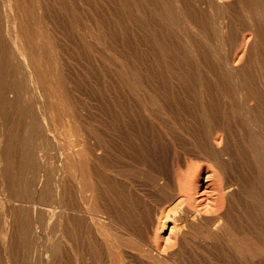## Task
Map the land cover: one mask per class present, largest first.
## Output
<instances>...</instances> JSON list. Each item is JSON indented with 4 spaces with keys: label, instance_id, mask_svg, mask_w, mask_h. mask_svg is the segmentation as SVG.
<instances>
[{
    "label": "bare ground",
    "instance_id": "bare-ground-1",
    "mask_svg": "<svg viewBox=\"0 0 264 264\" xmlns=\"http://www.w3.org/2000/svg\"><path fill=\"white\" fill-rule=\"evenodd\" d=\"M77 1L79 2V6L82 5L83 1L84 3H88V0ZM97 1L98 0H96V2ZM111 1H113L116 6V10L113 13L114 15H111V19L117 18L116 20L119 21L118 19L122 18L124 13L125 16H129V19H136V22L134 23L135 25H137L136 27L138 28V30L147 29L146 27L148 26L149 22L146 26V23H144V18L148 14H150L151 17L153 15L152 18L155 19H153L154 21H163L164 23H167L168 26L170 25V29H172L175 24H189V29L186 28L187 26H185V32H183L185 33V43L187 44V46L194 48L190 52L188 51L191 48H186L187 50L189 49L188 51L185 49L186 51L180 50L179 52H172L170 50V52L169 49L168 51H166L162 50L163 48L161 47L162 49L160 48V50L156 52L157 48L152 47L155 50V53L143 54L144 56L142 58L140 54L138 55L140 51L137 54L135 53V50L130 51L129 47H131V45L129 46V44H126L128 46L127 49H125L124 47L120 48V43L122 40L119 43V38L117 37L119 32L117 33V35L114 34L115 28H111L110 24L109 27L111 29L109 30H113V33L107 31L109 27H107L108 25L105 21L104 22L106 23L107 30L104 29V25L102 24V26L99 21H96V23L94 22L95 25L91 23V31L89 33H86L89 34L90 37H92L91 39H93V41L98 44V47L103 45L104 47H106V50L110 51V53L108 54H112L110 57L111 61L108 60L109 62H107V56L106 60L104 58V61L109 63L107 64L108 68L109 65L112 66L111 68L114 69H112V74L115 73L114 75L118 76V81H120H117L118 85L116 89H112V92H115L114 99L112 101V109H115V115L113 116L114 120L112 121L115 122L117 119V123L120 124L121 122L122 125L124 123L125 126H130L133 120L137 122L138 125H140L139 123H142L144 125L145 123L150 124L152 123V121H154L152 119L154 118L155 113L153 112L152 105H156V102L159 103V100L161 98L158 97V99L156 98L158 95L152 94L153 91H155L156 93L157 89L155 88L157 87H153L155 85H152L150 83L151 81H149V79L147 78L149 76L146 77L148 79V81H146L147 79H143L144 77H141L143 75L140 74L143 71H139L140 65H146V63H150V61H152L151 65L154 64L159 67H162L163 65H167V67L178 65L181 74L178 72L179 70L176 72H178V75H181L183 78H185L186 75L188 76V73H186L185 75V69H188L189 65H195V71H197V68L198 70H200L196 74L197 78L199 79L198 82L205 85L201 87L203 92L206 91V89L211 90V81L206 82L208 81L206 79H204L203 81L201 79L204 77L201 76L205 72L207 74H210L209 76L212 77V79L210 80L218 82L220 73L217 71L219 73L217 75V72H209H211V70L215 71L213 67H216L217 63L218 65L220 64V68L224 67V70L226 69V71H223V74L221 73L222 77L225 74L224 78L227 77L228 80H224L222 78L221 80H224L225 82H219L220 86L218 83L219 89L221 85L223 87L221 93L224 96V101L221 102L222 100L220 99L221 101L219 102L223 105L225 102L226 106L227 103L231 104L235 113H230L229 115H227L228 113H226L227 116L232 115L230 117H227L226 115H222L224 113V110H221L223 113L220 112L219 114H217V112H214L213 110L209 111V109L212 108L213 100L210 101L206 100L205 98L204 100L201 99V104L205 108L202 109L203 115L199 111L201 109L194 108L195 110L198 109L199 111L195 112L193 109L195 113H200V115L198 116L196 114L197 117L195 118L190 116L192 119H194L193 122L195 126H191L193 122H185L186 125L188 124L189 126H191L190 130L185 129L186 134H188L187 136L190 139V141L185 142H190L191 146L190 148L182 150V158H179L178 156L177 158H175V152V155L173 156L174 159H172V157L171 161H169L168 159H166L168 161H164V159H162L160 156L157 157V155H154L152 157L150 156L151 152L149 153V155H147V150H145L144 147L143 150L141 146L139 149L145 151L146 154L142 151V155L139 154L141 157L139 156L140 159H137V162L133 160H131V162L129 160L130 163L126 166V164L122 161L127 160L126 158L123 159L125 157V155L123 154L127 150H124V147L121 146L123 147L122 150L124 152L120 150L122 152L120 153V151H118L119 148L117 147V144L120 145L121 143H118L115 139L116 137H118V135H114L116 137L114 139H111L112 141L114 140V142H108L111 141L108 138L110 136L111 138H113L114 136L109 133H104V130V132L98 131L96 129L94 130V128L92 127V120L90 119L83 123V152L77 150V148L75 147L73 152H71L70 150L62 151L61 149L64 148L60 149V145H57L59 150L62 152L61 154L58 152V155L60 154L58 159L56 158L58 156H55V158H53L57 160H51L50 157L48 158V156L42 154L41 151L46 145L48 146V144H53L49 142H54L55 145L56 143H59L56 130H58V128H60L61 126V128L63 129L65 125H71L74 122L80 124V121L82 120V117L80 115L81 109L79 110L80 106L77 105L78 101L76 100V95L74 96L73 94V89L76 90V88L74 87L72 89V87L75 85L71 87L72 82L70 81V79L72 77L70 78V75L67 73L70 72L69 70L71 67L66 72L64 70L65 61L69 58L65 60L63 58L66 55L65 52H61V50L58 49L61 44L58 42L57 36H59L60 32L62 33V29H60L61 27L57 23H55L54 18L56 17L53 15V8H60V10L64 9L67 12L66 8H68V6L70 5L73 7V3L71 4V0H0V264H13V261L15 259L13 258L15 255L14 252L17 253L19 247L28 244L29 237H32V235H35L40 239L41 234L39 230L41 227L45 226L52 229L51 232L49 231V233L52 234L49 236L51 240L47 242L46 246H42V244L40 243L32 244L40 246V253L42 252L43 255L44 252L46 253V256H44V258L43 256L42 258H40V264H71L69 262L71 260V256L68 257L66 255L67 252L64 253L66 250L65 247L62 246V240H64L66 244L65 246L77 248L76 250H74V254L76 255L75 264H87L88 260H95L96 264H196L202 258H204V260L205 258L206 260L214 259L215 261L220 259L222 255H226L227 258L229 257L228 263L232 261L230 259L232 258L234 260L233 262L236 264H264V17L259 16V14H262L264 16V0H196L198 1V3L201 2L203 6L205 4H203V2H206L207 4L205 5L211 7L215 4H212L215 1V7L220 6L222 8V11H220L219 15V17L222 19L219 23H222V25L217 23V19L214 18L216 22L214 19H212L214 21L212 25L218 24V28L219 25H221L218 35H221L220 33L226 30H236L235 21H237V19L234 21V19L232 18L234 17V13L233 16L231 15L234 6L238 5L239 7L240 5V7L243 8L241 9L244 12L246 11L245 13L250 14V18L247 16L248 14H246V16L248 17H246V19L250 20H247L248 22L243 26L244 31H242L247 33H242V35H240L242 38L238 37L237 41H234V43H237L235 44L238 48V52L236 51L237 53H239V51L241 50L240 45L241 48H243L242 44H244V41L246 39L248 40V43H250L249 47H247L250 50H246L245 48L246 52L249 51L247 52V60L245 58L246 54L245 56L243 55L246 61L243 60V57L241 56V60L243 61H239V63L243 62V64L240 65L237 63L236 66L240 65L238 68L234 67L235 63L238 61H235L236 55H238L237 53H230L232 54L231 56L224 57V54H220L222 53L220 52V49H222L221 46L220 49L216 46L215 50H211V48L210 50L203 48V46L207 44L219 45L218 42L220 40L222 42L223 39L222 38L218 40V42H206L207 39L205 38H207V32L210 29L208 30V26L205 24V22L209 21V18H213V15L210 16L205 14L207 8L203 9L205 10V16L209 17L207 18V21H205V16H203L202 14L203 12L201 13L200 11V14L193 13L191 11L192 9H190V6L186 3V1L188 0ZM106 2L105 4H107ZM113 2L111 3L113 4ZM97 3L100 4V2ZM188 3L190 4L191 2ZM198 3H196L195 5H197ZM91 4L93 5V2ZM91 4L90 6H92ZM114 4L113 6H111V9L114 7ZM202 5L200 4L199 6ZM90 6L88 7L85 5L84 10H88L87 7L90 8ZM194 6L191 7L194 8ZM72 7L69 8L70 10H68L67 12V15L69 16V19L71 18V21L72 18L73 20H75L76 16L78 17L76 13H79V11H81L82 9L81 8L79 10V7H77L78 11L75 12L74 8L76 7L74 6L73 9ZM107 7L110 8L108 5ZM220 7H212L210 9L219 11L221 10ZM238 7L235 8L239 9ZM113 9L111 11H113ZM102 10L104 11V9ZM242 10L240 11L242 12ZM85 11L83 13L82 9L81 15L84 14L85 16ZM210 11L213 12V10ZM61 12L63 11L61 10ZM97 12L98 11H96V13ZM89 13L91 12L89 11ZM96 13H94V15H96ZM103 13L101 14V16L103 15ZM105 13L106 14H104V16L107 15L108 12ZM62 14H65L63 16H65L66 18V13L63 12ZM237 14L241 15V13ZM101 16L99 14V18H101ZM57 17H60V15ZM79 17L83 18V16ZM90 17L91 15H89V19ZM96 18L98 17L96 16ZM96 18L91 19L92 21H95ZM126 18L128 19V17ZM126 18H122V20L125 19L123 21L126 22ZM148 19H150V17H147L146 20L148 21ZM65 20L66 19H64V21ZM67 21L65 23H67ZM76 21L80 20L76 19ZM76 21H74L76 24L74 26H77ZM108 21L111 22L110 19ZM117 21H115L114 27L118 25L116 24ZM127 23L129 24L128 21ZM241 23L243 24L244 22L240 21V23L238 24H240L241 26ZM73 24L69 25L72 26ZM82 24L85 25L84 23ZM111 24L113 25L114 23ZM125 24L124 26H126ZM79 26L80 25H78V27ZM120 26L122 25L120 24ZM124 26L123 28L125 29ZM131 26L133 25H129V27ZM159 26H161V24ZM163 26L165 25L163 24ZM65 27L63 26V28ZM217 27L215 28L216 30ZM82 28L84 29V26ZM86 28L88 30V27ZM119 28L116 29L119 30ZM123 28L121 32L123 31ZM131 28L134 29V27ZM68 30L69 29L67 28L66 31L68 32ZM216 30L214 31L216 32ZM239 30L241 31L242 29ZM70 31L71 30H69V32ZM163 31L161 30L160 33H162ZM177 31L178 30H175V32ZM127 32L132 33V31L129 32V30H127ZM139 32L137 31L136 33ZM170 32H168L169 35L172 34ZM179 32L181 33L180 29ZM66 33H64V35ZM80 33L82 32L80 31ZM83 33L81 34V36H83V38L81 39H83L82 43L84 47L97 49V46L92 47V40H90L92 41L90 44L91 46H88L89 40L85 35H83ZM141 33H144V31ZM72 34L73 32L70 33V35ZM152 34L153 35L150 34V38H152L153 41H149H152V46L153 44H155L156 46L158 45L157 47L159 48V46H162L165 40L162 41V43L161 40L163 39H159V42L157 39L160 38L159 34L158 36L157 34ZM210 34L212 35V33ZM67 35H69V33H67ZM166 35L164 34V36ZM251 35H253V39L250 38L252 37ZM142 36L143 34L141 35V38ZM64 37L66 38V35ZM124 37L126 36L124 35ZM171 37L172 35L168 36V38L170 39ZM62 38L61 41H63ZM72 39L73 38H71V40ZM74 39L78 41L77 37ZM145 39L148 38L145 37ZM225 39L229 40L230 38H224V40ZM129 40L130 39H128V41ZM131 40H133V38ZM136 40L138 42L141 41H139L137 37ZM166 40H168L167 37ZM146 41L147 40H145L144 42ZM170 41L168 40L167 42ZM211 41L214 40L212 39ZM75 42L76 41H74V44L77 43ZM124 42L126 41L124 40ZM82 43L77 44L81 45ZM139 44L138 46L142 45ZM255 44H257L259 49H254ZM65 45L69 46L67 45V43ZM246 45L243 46L246 47ZM150 46L148 47V49L151 48ZM168 46H171L172 48V45L169 44ZM174 46L176 45L174 44ZM76 48L77 47H75V49ZM217 48L219 50H217ZM138 49L139 48H137V50ZM67 50L69 51L68 48L66 49V51ZM151 50L152 49H150V51ZM83 51L81 52L83 53ZM74 52L73 55L76 54ZM78 52L79 51H77V53ZM90 52L91 51H89L88 53L90 54ZM95 52L94 54L96 55L97 53ZM107 52L104 53L107 54ZM239 54L242 55V53ZM80 55L83 56L81 53ZM92 55L91 57H93ZM101 56H103V53H101ZM82 59L85 60L84 57ZM97 59L99 58L97 57ZM86 60H88V57ZM97 61L99 63V60ZM91 65L92 64H90V66ZM85 66L88 67L89 65ZM151 67L152 66H150V69ZM65 68H67V66ZM250 68L252 70L255 69V71H258V76L255 77L256 80H253V78L252 80L251 78L248 79L247 75H249L250 73L251 75L253 74ZM103 69L105 70V68ZM173 69H175V67ZM91 70H93V68ZM161 70L159 72L155 70L156 72L153 73H157L158 75V73L162 72ZM166 70L167 69L164 70L165 75H167ZM255 71L254 73L257 74ZM109 72L112 71L109 70ZM109 72H107V74ZM91 73L93 74V72ZM255 74L253 75L255 76ZM171 75L174 76L173 74ZM194 76L189 79L196 78ZM91 77L93 78L94 76ZM110 77L111 76H109V78ZM160 77L161 76H159V78ZM175 78L177 79V77ZM207 79H209V77ZM168 80H170V78ZM185 80H183V82ZM160 81L158 85L161 83ZM175 81L177 82L178 80ZM227 81H229L230 83L231 81H233L234 84H232L235 86V88L228 87L227 90L225 86L228 83ZM112 82H114V80ZM170 82L168 83L170 84ZM116 84L117 83L115 80L114 85ZM200 84L199 86H201ZM167 85L165 84V86ZM177 85L175 86L177 87ZM195 85H197V83L193 86L196 87ZM187 86H189V84ZM214 87L215 86H213V88ZM233 88L235 90L233 91L234 94L232 95L231 90ZM162 89L164 90V84ZM198 89L199 88H197V90ZM87 90L90 91L89 89ZM158 90H160V94L163 95V93H161V89L158 88ZM181 90H183L182 87ZM166 92L167 90L165 89V93ZM165 93L164 95H166ZM184 93H188V90L186 92L185 89ZM195 93L196 92H194V94ZM215 93L212 95H215ZM174 95L173 97L176 98ZM182 95L183 94H181V96ZM186 95L188 96V94ZM228 95L231 96L233 100L234 98H238V102L236 101L238 104H235L233 100L232 102L234 103L229 102L232 98H229ZM226 96H228L229 101L225 99ZM182 99H184L183 96ZM169 100H171L170 97ZM188 101H190V99ZM172 102L173 101H171V103ZM188 104L185 105L187 106ZM193 104L192 106H194ZM218 104H215L216 108L219 105H222ZM229 104L228 106H230ZM171 106L172 105H169L167 107ZM182 106L184 107V105ZM155 108L157 107H154V109ZM169 109L171 110V108ZM186 109L188 110V108L181 110H183L182 112H184L187 111ZM166 110L168 111V109ZM170 110L167 114H169ZM106 111H108V109H106ZM227 111L228 109L226 110V112ZM194 112L192 114L193 116H195ZM108 113L109 112H107V114H104L108 115ZM167 114L165 115L168 116ZM188 114L189 113L187 112V115ZM102 117L101 121H103ZM110 119L112 118L110 117ZM106 121L107 120H105V122ZM161 123H164V120ZM60 124L62 125L56 128ZM153 124H150L149 126L152 125V127L157 130V132H155V136L158 137L157 139L161 140H158L160 142V145L161 143L169 141V143L174 145V149H176L174 144V142L176 141L173 142L174 139L172 138V134L175 133L173 129L171 128L172 136H169V133L171 132L166 131L167 127L164 124V129L166 130L162 128L163 125L161 126V124L158 126H155ZM175 124H177V122ZM179 125H181V123ZM113 126L115 130V125ZM170 127H174L176 129L175 125H170ZM143 128L146 127L144 126ZM181 128L184 130L182 126ZM186 128L188 127L186 126ZM112 129L111 131H113ZM117 130L118 129H116V131ZM133 131H129V133ZM119 132L121 133V131ZM136 132L137 131L135 129V133ZM59 133L60 132H58V135ZM175 134L177 135L178 133ZM144 135L146 136L147 134L145 133ZM120 137H118L119 139L117 138L118 141L120 140ZM150 137L149 140H151ZM126 138L128 137L126 136ZM126 138H123V140ZM184 138L185 136L183 137V141ZM131 139H127L126 142H128V140L130 141ZM135 139L140 145L144 143V140L140 137L135 136ZM144 139L146 141L145 137ZM178 140H181L180 137L178 138ZM69 141L70 140H67L66 142L68 143ZM155 141L156 140H154V142ZM150 142L153 141L151 140ZM181 142L182 141H180V143ZM112 143L115 145L113 146ZM157 143L158 142H156V144ZM183 143L184 142H182V144ZM59 144H61V142ZM125 144L127 143H124V145ZM156 144L154 143V145ZM151 145L152 144L149 143L148 146ZM179 146H181V144ZM179 146L177 148H179ZM68 147L72 148L71 141L67 148ZM131 147L133 149V145ZM170 147L168 151H171ZM114 148H118L116 151L118 153H114ZM125 148H128V145ZM99 149H102L103 152L98 151ZM131 151H134V149ZM164 151L166 154V149H163V154ZM161 152L158 155L162 154ZM172 152H174V150ZM112 153L116 155H113V157L115 156V159L118 158V160L120 159L121 161H118V163L114 164V159H112L114 160L112 161V163H110V160L109 162H106V160H108V157L105 159V161L101 160L103 156H107L108 154L112 155ZM134 153H136V151ZM129 154H127L126 157ZM177 154L179 155V153ZM135 155L136 154H134V156ZM171 155H173V153ZM101 165L104 166V168ZM30 173L33 174V179L27 178V174ZM68 180H71L73 184H71L72 182L70 183ZM142 191L144 193H142ZM74 196L78 197L76 198L78 199V203L76 202V204L73 203ZM8 198L12 199V203L9 204V212H6L3 211V207ZM17 200L21 203L26 201L28 204L14 203V201ZM35 201H38V203H36ZM41 203H43V205H41ZM163 230H169V234L166 237H163L161 235V232ZM78 233H83V252L82 249L80 250L78 248L80 245L77 237ZM68 247L66 249H68ZM67 251H70V249H68ZM17 254L15 255V257L17 256ZM220 262L222 261L220 260Z\"/></svg>",
    "mask_w": 264,
    "mask_h": 264
},
{
    "label": "rangeland",
    "instance_id": "rangeland-1",
    "mask_svg": "<svg viewBox=\"0 0 264 264\" xmlns=\"http://www.w3.org/2000/svg\"><path fill=\"white\" fill-rule=\"evenodd\" d=\"M73 0H71V4L73 5V7L70 5V6H68V8H66L67 9V12H68V10H70L69 8H71L72 7V9L74 8V6L76 7V8H74L75 9V12H77L78 10H77V7H79V10L82 8L83 9V13H84V9H85V5L86 6H90V4L93 2V5L92 6H90V8H88L87 7V9L88 10H86L85 11V16H84V14H82L81 15V12H82V9H81V11H79V13L77 12L76 14L78 15V17L76 16V18H75V20H73V18H72V21H73V23H72V21H71V18L69 19V16L67 15V12L64 10V9H61L63 12H65L66 13V18H65V16H63V15H65V14H62L63 12H61V10H60V8H53V15L56 17V18H54V21H55V23H57L60 27V29H62V33L60 32V34H59V36H57L58 37V42L62 45H60L59 46V50H61V52H65V54L67 55H65V54H63V55H65L63 58L66 60V59H68V60H66L65 61V65H64V70H65V72L66 71H68L69 70V68H70V72H67L69 75H70V81L72 82L71 83V87L73 86V85H75V86H73L72 87V89L75 87L76 88V90L75 89H73V94H74V96L76 97V100L78 101V103H77V105H79L80 106V108H79V110L81 109V111H80V115H81V117H82V120L80 121V124L79 123H72L71 125H65V127L62 129L61 127V125L62 124H60L59 126H57L56 128H58V127H60V128H58V130H56V132H57V139L59 140V143L61 142V144H57L56 143V145H55V143L54 142H49V143H53V144H51V145H49L48 144V146L46 145L43 149H42V151H41V153L42 154H45L46 156H48V158L50 157V159L51 160H57L58 158H59V155L61 154V152L63 151V150H70L71 152H73L74 151V147L75 148H77V150H79V151H82L83 152V123H85L86 121H88L89 119L90 120H92L91 122H92V127L94 128V130L96 129V130H98V131H103L104 133H109V134H111L112 136H114V135H118V137H120V140L118 141V137H116V136H114L113 138H111V136L108 138L109 140H111V139H114L115 137V139H116V141L118 142V143H120V145L119 144H117V147L119 148H117L118 149V151H123L122 150V148L124 149V150H127V151H123L124 152V154L123 155H125V157L123 158V159H127L126 161L124 160V161H122V162H124L125 164H126V166H127V164H129L130 163V161L131 160H133V161H135V162H137L139 159H140V155H142L141 153H142V151L145 149V150H147L146 152H147V155H149V153H150V156H156L157 155V157L158 156H160L162 159H164V161H171L172 159H174V153L176 152V157L175 158H177V156L179 157V158H182V153L181 152H183L182 150H184V149H187V148H190V146H191V144H190V142H185V141H190V139H189V137L187 136L188 134H186V131H185V129H188V130H190V128H191V126H195V124H194V119H192L191 117H193V118H195V117H197L198 115H200V113L202 114V109L204 108V106L201 104V99H203L204 100V98L206 99V100H210V101H212V108H210L209 109V111H211V110H213L214 112H217V114H219L220 112H222L223 110V114L222 115H226V113H228L227 115H229L230 113L231 114H234L235 112L233 111V106L231 105V104H229V103H227V106H228V104L230 105V106H226L225 105V102H224V105L222 104V103H220L219 101H221V102H223L224 101V96L222 95V93H221V90H222V85H221V87H220V89L218 88V83L219 82H223L225 79H227L228 80V78L227 77H225L224 78V75H223V77H222V74L224 73L223 71H226V69L224 70V67H221L220 68V64L218 65V63L215 65L216 67H213L214 69H215V71L214 70H211V72H209V73H213V72H219L220 73V76H219V78H218V82L217 81H213V80H210V79H212V77L211 76H209L210 74H207V73H203V75L201 76V77H204V78H202L201 80H203L204 81V79H206V80H208V81H206V82H210L211 83V90L210 89H206V91H204L203 92V90H202V86H205V85H203L202 83L200 84V82H198L199 81V79L197 78V76H196V74H197V72L198 71H200V70H198V68H197V71H195V68H196V66L195 65H189L188 66V69H185V75H186V73H188V78L185 76V78H183L181 75H178V72L181 74V72H180V70H179V66L178 65H173V66H168L167 67V65H163L162 67H167V68H165V69H167L166 70V74L168 75V77H167V75H165V69L164 68H162L161 66L159 67V66H156V65H154V67H153V65H151V62L152 61H150V63L148 62V63H146V65L145 64H143V65H140V62H139V65H140V68H139V71H143L142 73H140L141 75H143V76H141L143 79H149V81H151L150 83L152 84V85H155V86H153V87H157V88H155V89H157V91H159V92H157L156 91V93H155V91H153L152 92V94H154V95H158L156 98H161L159 101V103L158 102H156V105L154 104V105H152L153 106V112L155 113L154 114V118H153V116H152V120H154V121H152V123H150V124H153V125H160L161 124V126L166 122V123H168V124H164L167 128V130L166 129H164L165 128V126L163 125L162 126V128L164 129V130H166L167 132H171V133H169L170 135L169 136H172V138L174 139H172L173 140V142L174 141H176V142H174V144H175V148L176 149H174V145H172L171 143H169V141L168 142H164V143H161V145H160V142L159 141H161V140H159V139H157L158 137L157 136H155V132H157V130L155 129V128H153L152 127V125L151 126H149L150 124H148V123H145V125L144 124H142V123H139L140 125H138L137 124V122H135L134 120V122L132 121V123L130 124V126L129 125H127V126H125L124 125V123H123V125L121 124V122H120V124L119 123H117L116 121H117V119H116V121L114 122V121H112V120H114V118H113V116L115 115L114 114V111H115V109L113 110L112 108H113V105H112V101H113V99H114V95H115V92L113 91L112 92V89H116V87H117V85H118V82H120V81H118V76H115L114 74H112L113 73V68H111L112 66H110L109 65V68H108V65L107 64H109V63H107V62H109V61H111V55L112 54H108V53H110V51L109 50H106V47H104L103 45H101V44H99V45H101V46H99L98 47V44H96L94 41H93V39H91L92 37H90V35L89 34H87V33H89L90 31H91V26H92V24H94L95 25V23H96V21L98 22H100V24L102 25H104V29H106L107 30V27H109V24H110V27L111 28H115V32L113 31V30H109V29H111L110 27L108 28V30L107 31H110V32H114V34H116L117 35V33H118V35L120 36H118L117 35V37L119 38V43H120V41H121V45H120V48L121 47H124L125 49H127L128 48V44H129V46L131 45V47H133V48H131V47H129V49H130V51H134L135 50V53L137 54L139 51V53H138V55L140 54V56L143 58V54H153V53H155L154 51V49L153 48H157V50H156V52L157 51H159L160 50V48L162 49V50H166V51H168V49H169V51L171 50L172 52L173 51H177V52H179L180 50L181 51H184L186 48H191L190 46H187V44L185 43V33H183V32H185V26H187L186 28H188L189 29V27H188V25L189 24H187V23H179V24H175L174 26H173V28L172 29H170L171 28V26L169 27L168 25H167V23H164L163 21H158V20H156V21H154L155 19L154 18H152L153 17V15H152V17L150 16V14H148V15H146L145 16V18H144V20H145V22L144 23H146V26H147V24H148V22H149V24H148V26L146 27L147 29H145V30H138V28L136 27L137 25H135V23L134 22H136V19H132L131 20V18L129 19V16H125L124 15V13H123V16H122V18H126V17H128V19L126 18V22L125 21H123V20H125V19H123L122 20V18H119L118 20L119 21H117L115 18H113V19H111V15H114L113 13L115 12V10H116V6H115V4H114V2L113 1H111V0H98L97 2H100V4H98L97 2H96V0H88V3H84V1H83V3H82V5H80L79 6V2L77 1V0H75V1H73ZM87 1V0H86ZM90 1V2H89ZM102 1V2H101ZM104 1V2H103ZM106 1H110L109 3L108 2H106ZM225 1H232V0H225ZM77 4V6H76V4ZM105 2L107 3V4H105ZM111 2H113V4H114V7L113 8H115V9H113V11H111L112 9H111V6H113V4L111 3ZM188 2H191L190 4L188 3ZM90 3V4H89ZM95 3H96V5H95ZM186 3L190 6H188L190 9H192L191 11L193 12V13H200V11H201V13L203 14V16H205V14L206 15H210V16H212L213 18H209V17H207V16H205V18H204V20L205 21H207V18H209L208 20L209 21H207V22H205V24L208 26V30L210 29L211 30V32H210V30L207 32V38H205V39H207L206 40V42H208V41H210V42H218V40H220V39H222V42H221V40L218 42V44L219 45H217V44H215V45H210V44H207V45H205V46H203V48H206V49H209L210 50V48H211V50H215V48H216V46L220 49L221 47H222V49H224V50H222V49H220L221 51L220 52H222V53H220L221 55H223L224 57L225 56H231L232 54H234V53H237L238 51V48L236 47V45L235 44H237V43H234V41L236 42L237 41V39H238V37L240 38L241 36L240 35H242V33H247V32H242V31H244L243 29H244V25H246L245 23H247L250 19H246V17L248 16H250V14L249 13H245L242 9V7H240V5H239V7H238V5H236V6H234V8L232 9L233 11H232V16H233V13H234V17H232L233 19H234V21L237 19V21H235V26H236V30L235 29H233V30H231V31H227V33H226V31H224V32H222V33H220L221 35H218V33L220 32V26L222 25V23H219L222 19L219 17V15H220V11H222V8L220 7V6H217V7H215L216 6V2L214 1L212 4H214L212 7L213 8H218V7H220V9L221 10H214V9H210V8H212L211 6H208V5H205V4H207L206 2H203V4H204V6L202 5V3L201 2H199L198 3V1H196V0H194V2H193V0H188V1H186ZM196 3H198L197 5H195ZM88 4V5H87ZM98 4V5H97ZM106 6H105V5ZM192 4V5H191ZM202 5V6H199V5ZM218 4V3H217ZM69 5V4H68ZM107 5L110 7V8H108L107 7ZM195 5V6H194ZM101 6V7H100ZM194 6V8H196L197 6V8L199 9H194V8H192V7ZM205 6H208V7H205ZM56 7H58V6H56ZM92 7H93V9H92ZM99 7V8H98ZM203 7V8H202ZM235 7H238L239 9H237V8H235ZM96 8H98V9H96ZM100 8H102V9H104V11L105 12H108L107 13V15H105L104 16V14H106L102 9H100ZM204 8H207L206 10L209 12H207V11H205V10H203ZM242 8V9H241ZM56 9H58V10H56ZM92 9V10H91ZM108 9V10H107ZM110 9V10H109ZM189 9V10H190ZM56 10V11H55ZM101 10V11H100ZM198 12H197V11ZM203 10V11H202ZM210 10H213V12L212 11H210ZM235 10H236V13H235ZM240 10H242V12L239 11ZM89 11L91 12V13H89ZM93 11H95V12H93ZM96 11H98L97 13H96ZM101 13H100V12ZM104 13H103V12ZM204 11H205V14H204ZM216 11V12H215ZM60 12V13H59ZM207 12V13H206ZM211 12V13H210ZM216 14H215V13ZM55 13H56V15L57 16H59L60 15V17H57L56 15H55ZM94 13H96V15H94ZM100 14V16H101V14L103 13V15L101 16V18H99V14ZM200 13V14H201ZM213 13V14H212ZM217 13H218V15H217ZM237 13H241V15L240 14H237ZM243 13V14H242ZM94 16H93V15ZM246 14H248L247 16H246ZM89 15H91V17H90V19H89ZM109 15V16H108ZM217 15V16H216ZM240 16V18H239V16ZM242 15H243V17H242ZM262 15V14H261ZM260 14H259V16L260 17H264L263 15L261 16ZM79 16H83V18L82 17H79ZM93 16V17H92ZM96 16L98 17V18H96ZM216 16V17H215ZM235 16H236V18H235ZM238 16V17H237ZM62 17H63V19H62ZM102 17H103V19H102ZM147 17H150V19H148V21L146 20L147 19ZM247 17V18H248ZM251 17V16H250ZM249 17V18H250ZM85 18H87V19H85ZM91 18H93V19H95L96 18V20L95 21H92V19ZM181 18V17H180ZM217 19V23L218 24H221V25H219V28L217 27V25L218 24H213L214 25V27H213V25H212V23H214V21L212 20V19ZM219 18V19H218ZM246 20H245V19ZM59 19H60V21H59ZM64 19H66L65 21H64ZM76 19L77 20H80V21H76ZM83 19H85V20H83ZM100 19H102V20H100ZM111 20V22L110 21H108V20ZM121 19V20H120ZM152 19V20H151ZM154 19V20H153ZM211 19V20H210ZM214 19V20H215ZM239 19V20H238ZM242 19V20H241ZM57 20V21H56ZM63 22H62V21ZM67 20H69V21H71V22H69V21H67ZM87 20V21H86ZM117 21V23L116 24H118V25H116V27H114V25H115V21ZM131 20V21H130ZM134 20V21H133ZM248 20V21H247ZM67 21V23H65ZM74 21H76V23H77V26H74V25H76L75 24V22ZM83 21V22H82ZM88 21H90V22H88ZM103 21V22H102ZM107 23V27H106V23ZM120 21H122V22H120ZM127 21L129 22V24L127 23ZM151 21H152V24H151ZM154 21V22H153ZM211 21H213V22H211ZM240 21H242V22H244L243 24L241 23V26H240V24H238V23H240ZM60 22V23H59ZM62 22V23H61ZM68 22H69V24H73L72 26H70L69 24H68ZM95 22V23H94ZM119 22V23H118ZM131 22H133V23H131ZM156 22V23H155ZM211 22V23H210ZM215 22H216V20H215ZM64 23V24H63ZM79 23H81V24H79ZM82 23H84L85 25H83ZM88 23V24H87ZM92 23V24H91ZM111 23H114L113 25L111 24ZM125 23H127V24H125L126 26H124V24ZM133 25V26H131V27H134V29H132L131 27H129V25H131V24ZM154 23V24H153ZM158 23V24H157ZM62 24V25H61ZM69 25V27H68V25ZM91 24V25H90ZM120 24L122 25V26H120ZM157 24V25H156ZM161 24V26H159ZM163 24L166 26H163ZM182 24V25H181ZM210 24V25H209ZM239 26H238V25ZM65 25H66V27H65ZM78 25H80L81 26V30H80V26L78 27ZM89 25H90V27H89ZM93 25V26H94ZM102 25V26H103ZM112 25V26H111ZM153 25V26H152ZM63 26L65 27V28H63ZM84 26V29L82 28ZM88 27V30H87V28L86 27ZM118 26V27H117ZM123 26L125 27V29L123 28ZM151 26V27H150ZM155 26V27H154ZM161 27V28H159V27ZM181 26V27H180ZM217 27V30L215 29L216 27ZM75 27H77V28H75ZM120 27V28H119ZM126 27H127V30H129V32L130 31H132V33L130 32V33H128L127 32V30H126ZM153 27V28H152ZM156 27H158V28H156ZM180 27V28H179ZM212 27H213V30H212ZM239 27V28H238ZM242 27V28H241ZM69 29V30H71L70 32H69V30H68V32L66 31V29ZM116 28H119V30L118 29H116ZM122 28H123V31H125L126 32V34H125V32H121V30H122ZM164 29V31H163V29ZM176 28V29H175ZM182 28V29H181ZM65 29V30H64ZM74 29V30H73ZM77 31H76V30ZM131 29V30H130ZM153 29V30H152ZM173 29H175V30H178L177 32H175V30H173ZM179 29H180V31H181V33L179 32ZM237 29H238V31H237ZM239 29H242L241 31L239 30ZM83 33V35H85L86 37H87V39L89 40V47L92 45V47H98L97 49H92V48H85L84 47V45H83V39H81V38H83V36H81V34L82 33H80V31ZM134 30V31H133ZM146 30H147V32H146ZM149 30V31H148ZM157 32H156V31ZM161 30L163 31L162 33H160L161 32ZM169 30V31H168ZM214 30H216V32L214 31ZM69 33V35H67V33ZM139 32V33H136V32ZM144 31V33H141V32H143ZM151 31V32H150ZM159 31V32H158ZM170 31H172V32H170ZM73 32V34L72 35H70V33H72ZM76 32H77V34H76ZM87 32V33H86ZM168 32H170V33H172V34H170L169 35V33ZM240 32V33H239ZM64 33H66L65 35H66V38L64 37L65 35H64ZM80 33V34H79ZM123 33H124V35L126 36V37H124V35H123ZM152 33H154V35H156L157 34V36H158V34H159V36H160V38H157L158 39V41L160 42V40L161 39H163V40H161V42L162 41H164V43L162 44V46H159V48L155 45V44H153V46L151 45L152 44V41H153V39L152 38H150L151 37V35H153ZM173 33H175V34H173ZM210 33H212V35L210 34ZM217 33V34H216ZM239 35H238V34ZM249 33V32H248ZM87 34V35H86ZM121 34H122V36H121ZM131 34V35H130ZM137 34H140V35H136ZM143 34V36H142V38H141V35ZM146 34H147V36H146ZM148 34H149V36H148ZM151 34V35H150ZM161 34H162V38H161ZM164 34L166 35H168V36H171L172 35V37H171V39L170 38H168V36L166 35V36H164ZM179 34V35H178ZM181 34V35H180ZM183 34V35H182ZM217 35V37H216V35ZM223 34V35H222ZM75 35H78V36H75ZM89 35V36H88ZM134 37H133V36ZM174 35H176V36H174ZM178 35V36H177ZM208 35H209V37H208ZM68 36V37H67ZM73 36H75V37H73ZM140 36V37H139ZM164 36V37H163ZM183 36V37H182ZM236 36H237V38H236ZM252 37H250V38H252L253 39V35H251ZM63 37V38H62ZM77 37V39H78V41L76 40V39H74V38H76ZM128 37V38H127ZM136 37H137V39L139 40L140 38V42H138L137 40H136ZM145 37L146 38H148V39H145ZM166 37H167V39L172 43H170V42H167L168 40H166ZM177 38V39H174V38ZM205 37V36H204ZM213 37V38H212ZM218 37H220V38H218ZM61 38H62V40L63 41H61ZM71 38H73L72 40H71ZM117 38V39H118ZM121 38V39H120ZM133 38V40H131ZM210 38V39H209ZM215 38V39H214ZM217 38V39H216ZM224 38H230L229 40H227V39H225L224 40ZM242 38V37H241ZM127 39V40H126ZM128 39H130L131 40V42H130V40L128 41ZM135 39V40H134ZM144 39V40H143ZM160 39V40H159ZM214 40V41H211V40ZM235 39V40H234ZM65 40V41H64ZM90 40H92V41H90ZM124 40L126 41V42H124ZM142 40H143V42H142ZM145 40H147L146 42H144ZM149 40H152V41H149ZM251 40V39H250ZM249 40V41H250ZM61 41V42H60ZM72 41V42H71ZM74 41H76L77 43H82L81 45L79 44H77L76 42V44H74ZM81 41V42H80ZM176 41V42H175ZM205 41V40H204ZM247 41V42H246ZM62 42H63V44H62ZM65 42V43H64ZM91 42H92V44H91ZM137 42H138V44L140 43V44H142L141 46H138V44H137ZM142 42V43H141ZM167 42V43H166ZM180 42H182V43H184V44H182V43H180ZM226 42V43H225ZM245 42H246V44L248 43V40L246 39L245 41H244V44H242V47L244 48V50H245V48H246V50H248L249 48H247V47H249V44L250 43H248L247 45L245 44ZM67 43V45H69V46H66L65 44ZM69 43V44H68ZM73 43V44H72ZM96 45H95V44ZM123 43V44H122ZM125 43V44H124ZM225 43V44H224ZM229 43H231V44H228ZM91 44V45H90ZM127 44V45H126ZM139 44V45H140ZM147 45V47H146V45ZM165 44V45H164ZM172 45V48H171V46L169 47L168 45ZM174 44L176 45V46H174ZM177 44H179V45H177ZM220 44H222V45H220ZM233 44V45H232ZM63 45H64V48H63ZM127 47H126V46ZM151 45V46H150ZM180 45H182V46H180ZM234 46V47H232V46ZM243 45H246V47L245 46H243ZM66 46V47H65ZM77 47L76 49H75V47ZM79 46H81V47H79ZM136 46V47H135ZM151 47V48H149L148 49V47ZM155 46V47H154ZM163 46H165V47H163ZM213 46V47H212ZM221 46V47H220ZM257 46V44H255V46H254V49H259L258 48V46ZM79 47V48H78ZM84 47V48H83ZM101 47V48H100ZM142 47H143V49H142ZM146 47V48H145ZM153 47V48H152ZM177 47V48H176ZM179 47V48H178ZM236 47V48H235ZM256 47V48H255ZM61 48V49H60ZM69 49V51L67 50L66 51V49ZM73 48H74V50H75V52H74V50H73ZM137 48H139L138 50H137ZM141 48V49H140ZM164 48H166V49H164ZM171 48V49H170ZM201 48V47H200ZM217 48V50H219ZM234 48V49H233ZM243 48H241V45H240V51H239V53H242V55L241 54H239V53H237L238 55H236V60L235 61H237L236 63H235V61H234V63H235V66L234 67H239L240 65H242L243 64V62L241 63H239V61H243V60H245V58H246V60H247V52H249V51H247L246 52V50L244 51L243 50ZM81 49H85L84 51L83 50H81ZM91 49V50H90ZM128 49V50H129ZM150 49H152L151 51H150ZM173 49V50H172ZM176 49V50H175ZM179 49V50H178ZM183 49V50H182ZM192 49H194V48H191L188 52H190V51H192ZM195 49H197V48H195ZM233 49V50H232ZM87 50H89V51H91L90 52V54L88 53L89 51H87ZM96 52H95V51ZM101 51V52H98V51ZM141 50H143V51H141ZM185 50V51H186ZM250 50V49H249ZM77 51H79L78 53H77ZM81 51H83V53L81 52ZM87 51V52H86ZM103 51V52H102ZM108 51V52H107ZM137 51V52H136ZM147 51V52H146ZM170 51V52H171ZM224 51V52H223ZM233 51V52H232ZM237 51V52H236ZM246 52V53H244V52ZM71 52V53H70ZM73 52L74 53H76L75 55H73ZM86 52V53H85ZM94 52L95 53H97L96 55L94 54ZM107 52V54H105V53ZM143 52V53H142ZM80 53L83 55V56H81L80 55ZM93 55H92V54ZM101 53H103V56H101ZM227 53H228V55H227ZM230 53H232V54H230ZM86 54H88V55H86ZM142 54V55H141ZM230 54V55H229ZM245 54H246V56H245ZM77 55V56H76ZM91 55L93 56V57H91ZM98 55H100V56H98ZM182 55V54H181ZM245 56V58H244V56ZM78 56H79V58H78ZM88 57V60H86L87 59V57ZM91 58H90V57ZM105 56V57H104ZM106 56L108 57L107 58V62L106 61H104V58H105V60H106ZM183 56V55H182ZM181 56V57H182ZM241 56L243 57V60H241L242 58H241ZM84 57V59H85V57H86V59L85 60H83L82 58ZM97 57L99 58V59H97ZM141 57H140V59H141ZM94 58V59H93ZM239 58H240V60H239ZM83 60V61H81V60ZM102 59V60H101ZM113 59V58H112ZM71 62H70V61ZM96 62H95V61ZM97 60H99V63H98V61ZM109 60V61H108ZM176 60H179V59H176ZM175 60V61H176ZM245 60V61H246ZM69 61V62H68ZM88 61V62H87ZM93 63H92V62ZM103 61V62H102ZM84 62H86V63H84ZM89 62H91V63H89ZM105 62H106V64H105ZM70 63H71V65H70ZM95 63H96V65H95ZM104 63V64H103ZM237 63L238 64H240V65H238V66H236L237 65ZM68 64V65H67ZM89 65L88 67L87 66H85V65ZM90 64H92L91 66H90ZM149 64V65H148ZM84 65V66H83ZM101 65V66H100ZM112 65V64H111ZM172 65V64H171ZM67 66V68H65ZM94 66H95V68H94ZM99 66V67H98ZM102 66H103V68H105V70L102 68ZM105 66V67H104ZM143 66V67H142ZM148 68H147V67ZM150 66H152L151 67V69H150ZM85 67H87V68H85ZM93 68V70H91L92 68ZM97 67V68H96ZM156 67V68H155ZM157 67H158V69H157ZM175 67V69H173ZM217 67H218V70H217ZM233 67V68H234ZM108 68V69H107ZM144 70H143V69ZM155 68V69H154ZM162 70H161V69ZM169 68V69H168ZM192 68V69H191ZM220 68V69H219ZM113 69V70H112ZM146 69H148V70H150V71H148V70H146ZM172 69V70H171ZM177 69V70H176ZM189 69H190V71H189ZM221 69H223V70H221ZM251 69V68H250ZM88 70V71H87ZM90 70H91V72H93V74L90 72ZM107 70V71H106ZM109 70L110 71H112V72H109ZM145 70H146V72L148 73H146L145 72ZM155 70H157L158 72L161 70L162 72H164V73H162V72H160V73H158V75H157V73H153V72H156ZM169 70V71H168ZM179 70V71H178ZM186 70H188V71H186ZM194 70V71H193ZM100 71V72H99ZM176 71H178V72H176ZM192 71H193V73L195 74V76H194V74L192 73ZM221 71V72H220ZM251 71H252V73L253 74H255L254 73V71H255V69L254 70H252L251 69ZM250 71V72H251ZM73 72V73H72ZM106 72V73H105ZM107 72H109L108 74H107ZM152 72V73H151ZM168 72H171V73H168ZM175 74H174V73ZM216 73L217 75L219 74V73ZM257 74H255V76L252 74L251 75V73L249 74V71H248V74L250 75V77H249V75H247V77H248V79L249 78H251V80H252V78H253V80L255 79L256 80V78L255 77H257L258 76V71L256 70L255 71ZM88 73H90L91 74V76H94L93 78L90 76V74H88ZM144 73H145V76H144ZM177 73V74H176ZM222 73V74H221ZM147 74V75H146ZM153 75V77H152V75ZM154 74H155V76H154ZM171 74H173L174 76H172ZM190 74V75H189ZM193 74V75H192ZM208 75V76H206V75ZM104 75V76H103ZM106 75V76H105ZM112 75H113V77H112ZM117 75V74H116ZM164 75V76H163ZM170 75V76H169ZM178 75V76H177ZM194 76V77H196V78H192V79H189V78H191L192 76ZM103 76V77H102ZM109 76H111L110 78H109ZM115 76V77H114ZM147 76H149V77H147ZM156 76H158V77H156ZM159 76H161L160 78H159ZM206 76V77H205ZM215 76V75H214ZM96 77V78H95ZM147 77V78H146ZM169 79L170 78V80H168L167 78ZM173 77H174V79H173ZM175 77H177V79L175 78ZM182 77V78H181ZM209 77V79H207ZM112 78V79H111ZM158 78V79H157ZM166 79V80H164V79ZM179 78H181V79H179ZM224 79V80H221V79ZM92 79V80H91ZM148 79L146 80V81H148ZM151 79V80H150ZM155 79V80H154ZM158 81H157V80ZM162 80V81H160V80ZM172 79V80H171ZM185 80L184 82H183V80ZM196 79V80H195ZM198 79V80H197ZM114 80V82H112V81ZM115 80H116V85H114L115 84ZM152 80H153V82H152ZM175 80H178L177 82L175 81ZM181 80V81H180ZM193 80H195V81H193ZM118 81V82H117ZM156 81H157V83H156ZM159 81L161 82L159 85H158V83H159ZM165 81H168V82H170V81H172V82H170V84L168 83V82H164ZM186 81H190V82H186ZM212 81H213V83H212ZM162 82H163V84H164V90L162 89L163 88V84H162ZM181 82H183V83H181ZM193 82V83H192ZM197 83V85H195L197 88H199L198 90L200 91V92H203V93H200L198 90H197V88L196 87H194L193 85L194 84H196ZM225 82V81H224ZM228 83L225 85L226 86V89L228 90V87H234L235 88V86L233 85L234 83H233V81H231V83L229 82V81H227ZM257 82H258V78H257ZM74 83V84H73ZM155 83V84H154ZM167 83H168V85H167ZM181 83V84H180ZM185 83V84H184ZM233 83V84H232ZM165 84L167 85V86H165ZM177 85V87L175 86V85ZM183 84H184V86H183ZM189 84V86H187ZM191 84V85H190ZM199 84L201 85V86H199ZM212 84H213V86H215L214 88H218V89H214L213 88V86H212ZM214 84H216L217 85V87H216V85H214ZM222 84V83H221ZM114 85V86H113ZM174 85V86H173ZM228 85V86H227ZM162 86V87H161ZM172 86V87H171ZM219 86H220V83H219ZM113 87V88H112ZM161 87V88H160ZM175 87V88H174ZM181 87H182V89L183 90H181ZM189 87V88H188ZM192 87V88H191ZM158 88L159 89H161V93H163V95L162 94H160V90H158ZM173 89L174 90V93H173V90H171V89ZM195 88V89H194ZM232 89L230 92H231V94L233 95L234 94V90L235 89ZM87 89H89L90 91H88ZM154 89V90H155ZM165 89L167 90V92L165 93ZM186 89V92H187V90H188V93H186V94H188V96L184 93V90ZM191 89V90H190ZM192 89H194V90H192ZM226 89H224V90H226ZM164 92H163V91ZM182 92H180V91ZM190 90V91H189ZM213 90H214V92H213ZM196 92L195 94H194V92ZM210 91V92H209ZM212 91V92H211ZM176 92V93H175ZM183 94L182 96H183V98L185 99V102H184V99H182V96H181V94ZM208 92V93H207ZM218 93V94H216V93ZM164 93L166 94V95H164ZM178 93V94H177ZM192 93V94H191ZM201 94V96H200V94ZM210 93V94H209ZM215 93V95H212V94H214ZM220 93H221V96H222V98H221V96H220ZM167 94H169V95H167ZM175 94V95H174ZM176 94H177V96H176ZM196 94H197V96H196ZM207 94V95H206ZM209 94V95H208ZM160 95V96H159ZM173 95L177 98H174L173 97ZM179 95V96H178ZM185 95V96H184ZM204 95V96H203ZM216 95H218V96H216ZM181 96V97H180ZM194 96V97H193ZM205 96H207V97H205ZM220 96V97H219ZM229 96V95H228ZM228 96H226L225 97V99L227 100V101H229V99H228ZM238 96V95H237ZM162 97H163V99H162ZM169 97H170V99L171 100H169ZM210 97V98H209ZM213 97H214V99H213ZM217 97V98H216ZM219 97V98H218ZM158 98V99H159ZM167 100H166V99ZM192 98H196L195 100L194 99H192ZM198 98V99H197ZM229 98H232L231 96H229ZM104 101H103V100ZM157 99V100H158ZM174 99V100H173ZM190 99V101L192 102V100H193V102L191 103L190 101H188V100ZM192 99V100H191ZM217 99V100H216ZM221 99V100H220ZM238 99V98H237ZM237 99L236 98H234V100H233V98L229 101V102H232V100L235 102V104H238L237 102ZM111 100V101H110ZM164 100V101H163ZM166 100V101H165ZM188 102H187V101ZM198 100V101H197ZM201 100V101H200ZM103 101V102H102ZM169 101V102H168ZM171 101H173L172 103H171ZM183 103H182V102ZM197 101V102H196ZM216 101V102H215ZM237 101V102H236ZM80 102V103H79ZM105 102V103H104ZM162 102V103H161ZM164 102V103H163ZM175 102H178V103H175ZM191 104H190V103ZM222 104L221 106L218 104ZM234 102H232V103H234ZM83 103V104H82ZM179 103H182V104H179ZM189 103V104H188ZM194 103V104H193ZM198 103V104H200V105H196V104ZM164 104H166V105H164ZM167 104H169V105H172L171 107H167V106H169V105H167ZM174 104V105H173ZM176 104H178V105H176ZM185 104H188L187 106L185 105ZM192 104L195 106H192ZM215 104H218L217 106L219 107H217L218 109H219V111H218V109L216 108V105ZM234 104V105H235ZM84 105V106H83ZM160 105H162V106H160ZM182 105H184V107L182 106ZM191 105V106H190ZM174 106V107H173ZM178 106H182V107H178ZM214 106H215V108H214ZM227 108H226V107ZM102 107H103V109H102ZM154 107H157V108H155L154 109ZM164 107H165V109H164ZM172 107H173V109H172ZM178 107V108H177ZM189 107H190V109H191V111H190V109H189ZM221 107V108H220ZM223 107H224V109H223ZM83 108V109H82ZM159 108V109H158ZM169 108H171V110L169 109ZM174 108H176V109H174ZM185 108H188V110L191 112H189L187 109V111H184V112H182ZM194 108H198V109H201V110H199L200 111V113H198L199 111H198V109H194ZM231 108V109H230ZM106 109H108V111H106ZM158 109V110H157ZM166 109H168V111L170 110V112H169V114H167L168 113V111L166 110ZM181 109H183V110H181ZM193 109H194V111L196 112V111H198L197 113H195L194 111H193ZM205 109V108H204ZM215 109V110H214ZM228 109V111H230V112H226V110ZM103 110V111H102ZM113 110V111H112ZM155 110H156V112H155ZM160 110H162V111H160ZM165 110V111H164ZM180 110V111H179ZM222 110V111H221ZM102 111V112H101ZM105 111V112H104ZM159 111V112H158ZM167 111V112H166ZM172 111H174V112H172ZM179 111V112H178ZM194 112V114H195V116H193L192 114H193V112ZM212 111V112H213ZM232 111V112H231ZM82 112V113H81ZM107 112H109L108 113V115H106L107 114ZM113 114H112V113ZM176 112H178V113H176ZM187 112L189 113L188 115H187ZM104 113H106V114H104ZM158 113V114H157ZM173 114V115H171V114ZM179 113H180V115H179ZM185 113V114H184ZM165 114H167L168 116H166ZM181 114H182V116H181ZM196 114H197V116H196ZM153 115V114H152ZM159 116V118H158V116ZM174 115H177V116H174ZM184 115V116H183ZM203 115V114H202ZM226 115V116H227ZM103 118V121H101V117ZM173 118H172V117ZM191 116V117H190ZM230 116H232V115H230ZM230 116H227V117H230ZM105 117V118H104ZM110 117L112 118V119H110ZM155 117H157V118H155ZM176 117V118H175ZM178 117V118H177ZM180 117V118H179ZM182 117V118H181ZM185 117V118H184ZM188 118V120H187V118ZM100 118V119H99ZM107 118V119H106ZM161 118V119H160ZM110 119V120H109ZM179 119H180V121H182V122H180L179 121ZM187 121H186V120ZM105 120H107L106 122H105ZM157 120V121H156ZM160 120V121H159ZM163 120H164V123H161V122H163ZM175 120V121H174ZM112 121V122H111ZM178 121H179V123H178ZM58 122V121H57ZM99 122V123H98ZM100 122H103V123H100ZM156 122H157V124H156ZM160 122V123H159ZM173 122V123H172ZM177 122V124H175ZM189 123V122H193V124H191V126H189L188 124L186 125V123ZM59 123V122H58ZM57 123V124H58ZM116 123H117V126H116ZM136 125H135V124ZM181 123V125H179ZM184 123V124H183ZM104 124H106V125H104ZM109 124H111V125H109ZM171 126H173V125H175L176 126V129L174 128V127H170V125ZM183 124V125H182ZM113 125H115V130H114V126ZM146 127V128H143L144 126ZM188 127V128H186V126ZM107 126H108V128H107ZM135 128H134V127ZM180 126V127H179ZM181 126L184 128V130L181 128ZM106 127V128H105ZM110 127H111V129L113 130V131H111V129H110ZM118 127V128H117ZM120 127V128H119ZM128 127H130V128H128ZM137 127H138V129H137ZM142 129H141V128ZM101 128V129H100ZM124 128V129H123ZM149 128H151V129H148ZM170 129V131H169V129ZM173 129V131L175 132V133H178L177 135L174 133V134H172V129ZM100 129V130H99ZM116 129H118L117 131H116ZM120 129V130H119ZM121 129H123V130H121ZM130 129V130H129ZM135 129H136V133H135ZM144 129V130H143ZM153 129V130H152ZM155 129V130H154ZM175 129V130H174ZM178 129H179V131H178ZM182 129V130H181ZM60 130V131H59ZM62 130V131H61ZM107 130V131H106ZM134 130V131H133ZM144 132H143V131ZM148 130V131H147ZM111 131V132H110ZM119 131H121V133L119 132ZM129 131H133V132H130L129 133ZM140 131V132H139ZM142 131V132H141ZM146 131V132H145ZM153 131H154V133H153ZM178 131V132H177ZM55 132V133H56ZM58 132H60L59 133V135H58ZM114 132H116V133H114ZM120 134H119V133ZM126 132H128V133H126ZM149 134H148V133ZM151 132V133H150ZM180 132H182V133H180ZM185 132V133H184ZM139 133V134H138ZM146 133L147 135V137L144 135V134ZM153 133V134H152ZM125 134H126V136L128 137V138H126V136H125ZM133 134H135V135H133ZM172 134V135H171ZM181 134V135H180ZM183 134V135H182ZM186 134V135H185ZM53 135V134H52ZM123 135H124V137H123ZM128 135H131V136H128ZM143 135H144V137L146 138V141H145V139H144V137H143ZM180 135V136H179ZM135 136H137V137H140L141 139H143L144 140V143H142L141 145L140 144H138V142H137V140L135 139ZM142 136V137H141ZM151 136V137H150ZM154 136V137H153ZM176 136H179L180 137V139L181 140H178V138L179 137H176ZM185 136V138H184V141H183V137ZM186 136H187V138H186ZM149 137L151 138V140L153 141V142H150L151 140H149ZM174 137H176V138H174ZM118 138V139H117ZM122 138V139H121ZM123 138H126V139H124L123 140ZM134 140V143H133V140ZM156 138V139H155ZM127 139H131L130 141L128 140V142H126V140ZM188 139V140H187ZM67 140H70L71 141V146H72V148L71 147H68L67 148V146L69 145V143H70V141L67 143L66 141ZM123 140V141H122ZM149 140V141H148ZM154 140H156L155 142H154ZM159 140V141H158ZM135 141H136V143H135ZM180 141H182V142H184L183 144H182V142L180 143ZM108 142H114V140L112 141H108ZM130 142V143H129ZM150 144H152L151 146H148L149 145V143ZM156 142H158L157 144H156ZM64 143H65V145H64ZM124 143H127V144H125L124 145ZM132 143V144H131ZM148 143V144H147ZM154 143L156 144V145H154ZM171 144V145H167V144ZM113 144V143H112ZM147 144V145H146ZM164 144V145H163ZM177 144V145H176ZM181 144V146H179ZM185 144H188V145H185ZM57 145H60L59 146V148L61 149V148H64V149H61L62 151H60L59 150V148L57 147ZM63 145V146H62ZM67 145V146H66ZM115 144H113V146H114ZM127 145H128V148H125V147H127ZM133 145V149H134V151H131V150H133L132 149V147L131 146ZM137 145H140V146H137ZM143 145H145V146H143ZM121 146H123V147H121ZM137 146V147H136ZM142 146V149H143V147H144V149L143 150H141V149H139L140 147ZM154 146H155V148L157 149H155L154 148ZM168 148H166V147ZM172 148H171V147ZM179 146V148H177ZM184 146V147H183ZM188 146V147H187ZM55 147H57V148H55ZM121 147V148H120ZM130 147V148H129ZM137 149H136V148ZM169 147H170V150L171 151H168L169 150ZM186 147V148H185ZM67 148V149H66ZM147 148V149H146ZM149 148V149H148ZM158 148H160V149H158ZM183 148V149H182ZM117 149H115L114 148V153L116 154V153H118V152H116L117 151ZM130 151H129V150ZM162 149V150H161ZM163 149H166V154H165V151H164V154H163ZM179 149V150H178ZM59 150V151H58ZM141 150V151H140ZM174 150V152H172ZM98 151H102V149L100 150H98ZM120 151V153H122ZM136 151V153H134ZM140 151V152H139ZM155 151V152H154ZM162 151V152H161ZM179 151V152H178ZM58 152L60 153L59 155H58ZM103 152V151H102ZM127 152V153H126ZM131 152V153H130ZM133 152V153H132ZM146 152L145 151H143V153H145L146 154ZM162 153V154H160V155H158L159 153ZM170 152H172L173 153V155H171L172 153H169ZM114 153H112V155L111 154H108L107 156L105 155V156H103L102 157V159L101 160H104L105 161V159L107 158L108 160H106V162L108 161L109 162V160L111 161L110 163H112V161H114L115 163L114 164H116V163H118V161L120 162L121 160L119 159L118 160V158H116L115 159V154ZM130 153V154H129ZM153 153V154H152ZM155 153V154H154ZM168 153V154H167ZM177 153H179V155L177 154ZM127 154H129L127 157H126V155ZM134 154H136L135 156H134ZM140 154V155H139ZM181 154V155H180ZM51 155V156H50ZM54 155V156H53ZM113 155H115L114 157H113ZM132 155H133V157H137L136 158V160H135V158H133L132 157ZM169 156V157H167V156ZM55 156H58V157H56L57 159H53V158H55ZM129 156H131V157H129ZM140 156V157H139ZM163 156V157H162ZM167 157V158H166ZM173 157V158H172ZM110 158V159H109ZM170 158V159H169ZM172 158V159H171ZM112 159H114V160H112ZM138 159V160H137ZM166 159H168V160H166ZM130 160V161H129ZM103 161V162H104ZM128 161V162H127ZM132 162V161H131ZM102 166V165H101ZM103 168H104V166H102ZM127 168V167H126ZM27 178L28 179H33L34 178V176H33V174H27ZM70 178V177H69ZM69 181V180H68ZM70 183L72 182L71 180L69 181ZM71 184H73V182L71 183ZM142 193H144L143 191H142ZM10 196V195H9ZM76 198H78V197H75L74 196V199H73V203L74 204H76V202H77V200L78 199H76ZM25 200V199H24ZM75 200V201H74ZM7 202L5 203V205H4V207H3V211H6V212H9V210H10V208H9V204L10 203H12V199H7L6 200ZM36 203H38V201H35ZM14 203H18V204H28L26 201H24L23 203H21L20 201H14ZM78 203V202H77ZM41 205H43V203H41ZM48 206V205H47ZM42 207H46V206H42ZM50 229V230H49ZM51 228L50 227H41L40 228V239L37 237V236H35V235H32V237H29V241H28V244H26L25 246H21V247H19V250H18V254L16 253V252H14V254L16 255L17 254V256L15 257V255H14V257L13 258H15L14 259V261H13V264H40V258H42V256H43V258H44V256H46V253L44 252V255L42 254V252L40 253V250H41V247L40 246H36V245H32V244H38V243H40V244H42V246H46L47 245V242H49L51 239L49 238V236L50 235H52V234H50L49 233V231L51 232ZM143 231V230H142ZM144 232V231H143ZM76 233V232H75ZM162 234V236L163 237H166L168 234H169V230H163L162 232H161ZM77 237H78V242L80 243V245H79V249L81 250L82 249V252H83V233H78L77 234ZM61 243H62V246H64L65 247V252L64 253H66L67 252V256L68 257H70L71 256V260L69 261L71 264H75L76 263V255L74 254V250H76L77 248H75V247H68V246H65L66 244H65V242H64V240H62L61 241ZM68 247V249H70V251H67L68 249H66ZM73 250V251H72ZM69 252V253H68ZM73 254H72V253ZM71 253V254H70ZM75 255V256H74ZM224 255H222V257H223ZM220 258V259H218V260H215L214 261V259L212 260V259H209V258H207V259H209V260H206V258H205V260H204V258H202L201 260H199L196 264H224L225 262H227V263H225V264H230V263H232V264H236V263H234L233 261V259L232 258H230L232 261H230V263H228L229 262V257L227 258L226 257V255L223 257V258ZM227 260H225V259ZM220 260L222 261V262H220ZM217 261V262H216ZM219 261V262H218ZM89 262V263H88ZM88 262H87V264H96V261L95 260H88ZM224 262V263H223Z\"/></svg>",
    "mask_w": 264,
    "mask_h": 264
}]
</instances>
